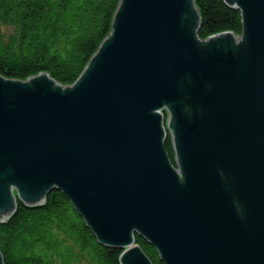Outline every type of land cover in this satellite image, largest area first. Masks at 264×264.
Segmentation results:
<instances>
[{
  "label": "water",
  "instance_id": "95a60500",
  "mask_svg": "<svg viewBox=\"0 0 264 264\" xmlns=\"http://www.w3.org/2000/svg\"><path fill=\"white\" fill-rule=\"evenodd\" d=\"M225 2L241 36L121 0L74 84L0 74V223L61 190L121 264H264V0Z\"/></svg>",
  "mask_w": 264,
  "mask_h": 264
},
{
  "label": "trees",
  "instance_id": "16d2710c",
  "mask_svg": "<svg viewBox=\"0 0 264 264\" xmlns=\"http://www.w3.org/2000/svg\"><path fill=\"white\" fill-rule=\"evenodd\" d=\"M121 0H0V74L26 80L49 73L74 84L112 30ZM201 15L199 36L243 33L239 10L225 0H196ZM15 28L7 37L2 25ZM167 150L174 162L171 139ZM153 264H165L154 245L136 236ZM5 264H121L122 251L101 244L71 200L52 191L42 205L19 202L0 223Z\"/></svg>",
  "mask_w": 264,
  "mask_h": 264
},
{
  "label": "rangeland",
  "instance_id": "374dc122",
  "mask_svg": "<svg viewBox=\"0 0 264 264\" xmlns=\"http://www.w3.org/2000/svg\"><path fill=\"white\" fill-rule=\"evenodd\" d=\"M2 31L3 33L9 37L10 35H12L13 33H15V28L11 25L8 24H3L2 26Z\"/></svg>",
  "mask_w": 264,
  "mask_h": 264
},
{
  "label": "flooded vegetation",
  "instance_id": "af4514ba",
  "mask_svg": "<svg viewBox=\"0 0 264 264\" xmlns=\"http://www.w3.org/2000/svg\"><path fill=\"white\" fill-rule=\"evenodd\" d=\"M239 36H241V35H239Z\"/></svg>",
  "mask_w": 264,
  "mask_h": 264
}]
</instances>
